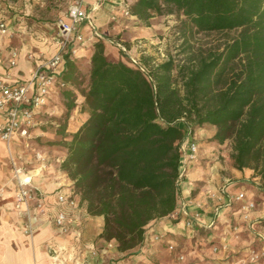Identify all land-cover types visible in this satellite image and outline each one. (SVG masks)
<instances>
[{"label": "trees", "instance_id": "obj_1", "mask_svg": "<svg viewBox=\"0 0 264 264\" xmlns=\"http://www.w3.org/2000/svg\"><path fill=\"white\" fill-rule=\"evenodd\" d=\"M127 10L146 27L178 14L196 33L233 35L186 64L147 69L108 61L96 43L81 91L75 61L64 56L59 167L87 213L103 217L100 238L119 252L142 245L147 227L175 211L179 146L203 126L215 128L218 144L231 141L236 170L264 184V0H133ZM77 94L87 119L68 135Z\"/></svg>", "mask_w": 264, "mask_h": 264}, {"label": "crops", "instance_id": "obj_2", "mask_svg": "<svg viewBox=\"0 0 264 264\" xmlns=\"http://www.w3.org/2000/svg\"><path fill=\"white\" fill-rule=\"evenodd\" d=\"M128 5L129 0H83V10L88 18L81 21L79 32L86 40L74 57L77 64L86 63L89 70L96 43L105 46L106 57V44H113L107 38L108 34H120L123 38L131 32V22L116 19ZM3 20L0 22L4 23ZM6 26L8 29V24ZM93 28L103 39H91ZM49 34L43 39L47 40V45L42 47L29 42L28 35L24 36L26 41L19 42L13 67L9 64L11 50H8V43L1 41L0 81L5 85L25 82L38 65L55 55L58 45L55 49L53 40L57 30ZM86 119L87 113L78 115L75 111L69 118L66 134L77 132ZM6 120L5 115H0V125ZM39 124L38 121L33 137L28 141L31 145ZM214 133V127L203 126L188 136L198 149L195 161L188 162L181 157L175 211L152 222L147 227L145 242L129 252H119L114 241L100 238L103 217L87 213L85 203L73 192L72 181L60 170L64 151L52 152L45 148L43 155L46 157L40 163L35 160L34 153H40L41 148L30 152L31 149L23 147L25 141L18 137H13L9 144L0 140V188L4 190L0 199V264H213L252 247L264 252V184L252 170H236L228 158L221 163L220 157H226V151L224 143L218 144L213 139ZM9 152L22 167L24 177L30 180L29 188L35 195L19 209L15 208L17 182L11 176L7 161ZM61 192L73 193L74 207L57 204L56 197ZM239 193L244 195L245 201L255 204L249 221L244 223L240 218L241 203L230 199ZM60 209L66 213V234L54 225L56 212ZM189 219L193 221L192 228L185 227ZM25 224L33 226L30 234L23 232ZM235 224L241 225L243 230L238 240L233 239L230 232ZM168 245H173V252L168 251ZM224 245L228 249L224 250ZM215 248L217 251L214 252ZM178 255H183L185 260L179 263Z\"/></svg>", "mask_w": 264, "mask_h": 264}, {"label": "rangeland", "instance_id": "obj_3", "mask_svg": "<svg viewBox=\"0 0 264 264\" xmlns=\"http://www.w3.org/2000/svg\"><path fill=\"white\" fill-rule=\"evenodd\" d=\"M73 1L76 0H0V19H4V23L8 24L6 33L0 32V43L1 41L8 43V50H11V53H16L17 57L16 48L20 41L25 40L24 36L28 35L30 38L29 42L38 47H42L47 45L45 43L47 40L43 41V39L49 36L52 30H57V37L53 40L54 48L56 49L60 39L59 31L56 26L57 22L61 17L65 16L67 7ZM132 3L133 0H129V5ZM119 15L120 16H117L116 19L122 20V22H131V32L133 34L131 35V32H129L123 38L120 34H108L107 38H109L113 44H106L108 48L106 52L107 60L110 62L123 61V63L129 66L131 65V61H136L146 69L153 65L163 63L168 59H172L177 66L186 64L189 58L195 59L202 53L221 47L222 44L233 35V33H196L191 29L189 23L185 21V18L178 14L154 17L149 21V28L138 20L125 18L121 14ZM105 27L106 25L104 29ZM131 38L134 39L131 40ZM114 43L122 45L124 51L119 50ZM103 48H105L104 45ZM69 58L74 60L73 56ZM74 61L76 70L78 71V74H76L77 82L74 86L81 91L85 88L89 70L86 63L79 65L77 64V60ZM173 73L176 76V72L174 71ZM176 85L179 87L181 86L180 82L178 84L176 83ZM80 103L81 101L78 95L76 98L77 109H75L71 115L75 111L78 115L83 114V111L80 110ZM63 114L64 108L62 99L57 89L56 92L52 93L48 106L44 108L43 113L40 114L38 118L40 124L36 130V136L32 140V145L28 143L29 145L23 146L24 149H31L29 150L31 152L32 149L41 148L42 151L39 153L41 155L46 151L45 148L49 151H64L59 146L61 137L57 134V129ZM223 148L226 151V157H220L221 163L223 164L225 158H228L233 166L231 160V141H225ZM35 154L36 152L34 156ZM44 155L43 157H46ZM10 158H13V156L9 152L7 161H9ZM9 165L11 168L10 161ZM245 192L246 194L250 193L248 189H246ZM230 199L233 200L234 196H231ZM242 215L241 212L240 218L244 223L246 221L242 219ZM242 231L241 225L238 224L232 225L230 228L231 236L235 240L239 239L240 235L243 233ZM223 249L226 250L228 247L224 245ZM253 254L258 255L260 260L264 262V252L257 247H252L247 251H237L228 258H225L224 261L230 264H246L249 257Z\"/></svg>", "mask_w": 264, "mask_h": 264}, {"label": "built area", "instance_id": "obj_4", "mask_svg": "<svg viewBox=\"0 0 264 264\" xmlns=\"http://www.w3.org/2000/svg\"><path fill=\"white\" fill-rule=\"evenodd\" d=\"M123 17H129L127 9H124L121 13ZM88 18V15L83 10V1H73L66 10L63 19L57 22V29L59 31L58 51L45 63H41L36 67L31 77L22 83L14 85H5L0 81V115H5L7 120L4 125H0V140L9 144L13 137H18L25 141L28 145L33 137V130L38 124V117L41 114V110L46 106L50 97L57 88L64 87V84L59 80L60 75L64 69L65 59L64 56L75 57L78 53L79 48L85 43V38L79 32V26L81 21ZM114 20V18L112 19ZM7 26L5 23L0 22V32L6 33ZM91 39L101 40L103 37L101 34L92 29ZM90 39V40H91ZM119 50L124 51L122 45L114 44ZM16 53H11L10 66L15 65ZM139 67L145 69L138 62L133 61ZM180 151L182 157L188 162L195 161L197 154V144L188 140V137L181 142ZM35 160L43 163L45 158L43 155L36 153L34 156ZM11 164V176L12 179L17 182V189L14 193L15 208L19 209L21 206H26L27 201L32 200L35 195L29 188L30 180L25 178L23 175V169L18 165L13 158L9 159ZM4 196V190L0 188V199ZM235 201L241 203L240 210L242 212V219L246 222L249 221V214L255 208L253 202L245 201L242 193L237 194L234 197ZM57 204L68 207L75 206V200L73 193H59L56 197ZM41 208V205H37ZM197 217V216H196ZM54 225L59 232L66 234L68 233V226L66 224V213L60 209L56 212L54 218ZM186 228L193 227V221L191 219L185 222ZM33 230V226L25 224L23 232L30 234ZM158 239V238H156ZM169 252L174 251L173 245H168ZM214 252L217 251L215 248ZM185 257L178 255L177 261L183 262ZM213 264H230L227 261L219 260ZM246 264H264L260 260V257L253 254L249 257Z\"/></svg>", "mask_w": 264, "mask_h": 264}]
</instances>
